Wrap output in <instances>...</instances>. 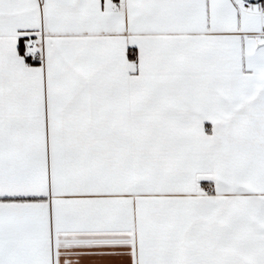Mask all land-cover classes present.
<instances>
[{
	"label": "snow or ice",
	"instance_id": "obj_1",
	"mask_svg": "<svg viewBox=\"0 0 264 264\" xmlns=\"http://www.w3.org/2000/svg\"><path fill=\"white\" fill-rule=\"evenodd\" d=\"M0 264H264V0H0Z\"/></svg>",
	"mask_w": 264,
	"mask_h": 264
}]
</instances>
